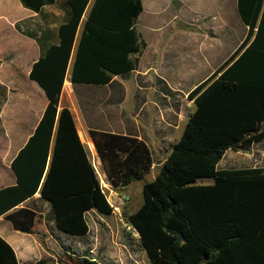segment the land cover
<instances>
[{
	"label": "trees",
	"instance_id": "1",
	"mask_svg": "<svg viewBox=\"0 0 264 264\" xmlns=\"http://www.w3.org/2000/svg\"><path fill=\"white\" fill-rule=\"evenodd\" d=\"M19 2L40 15L57 1ZM65 5V21L55 35L46 31L35 38L15 25L41 48L29 79L47 100L34 133L10 164L15 185L0 189V216L26 234L33 233L36 213L23 207L6 213L37 192L50 204L56 228L68 235L88 232L86 212L112 213L73 116L66 108L58 112V101L72 55L70 83L103 86L133 71L132 55L144 48L136 30L140 0H66ZM237 10L247 27L245 39L188 95L195 110L181 138L154 179L143 184L141 205L124 219L149 264H264V169L216 168L226 150L246 151L264 139V0H238ZM52 36L58 43L44 47ZM89 134L112 188L150 173L153 161L144 142L98 130ZM73 150L81 165L74 176L65 169ZM204 178L212 183L196 184ZM0 264H18L1 237Z\"/></svg>",
	"mask_w": 264,
	"mask_h": 264
},
{
	"label": "crops",
	"instance_id": "2",
	"mask_svg": "<svg viewBox=\"0 0 264 264\" xmlns=\"http://www.w3.org/2000/svg\"><path fill=\"white\" fill-rule=\"evenodd\" d=\"M237 1L140 0L142 11L136 20V30L144 48L132 55L136 60L133 71L114 76L103 86L72 85V55L57 110L66 108L71 112L86 158L112 201L107 199L112 213L102 215L92 209L85 213L88 232L82 236L68 235L56 228L50 204L40 198L39 192L35 193L6 213L22 207L35 212L38 219L33 233L14 230L5 215L0 216V237L13 249L18 264L123 261L116 249L109 251L110 257L98 258V249L109 246V237L113 235L109 219H121L120 206L132 196L139 197L140 185L133 186L132 182L116 189L109 185L89 131L144 142L153 161L149 174L155 177L195 110L188 95L208 80L246 37L247 27L238 15ZM37 15L23 8L19 0H0V189L15 185L10 164L34 133L47 104L42 90L29 79L41 48L35 38L22 34L15 26ZM64 21L62 18L50 31L55 35ZM57 43L52 36L43 44L47 47ZM79 158V152L73 150L70 164L65 165L73 176L80 173ZM216 168L264 169V139L246 151L226 150ZM145 177L135 182L143 186ZM120 252L127 253L126 247Z\"/></svg>",
	"mask_w": 264,
	"mask_h": 264
},
{
	"label": "rangeland",
	"instance_id": "3",
	"mask_svg": "<svg viewBox=\"0 0 264 264\" xmlns=\"http://www.w3.org/2000/svg\"><path fill=\"white\" fill-rule=\"evenodd\" d=\"M90 5L88 6V8ZM65 0H57V3L53 6H48L44 8L41 12V14L37 15L36 17L28 20H24L20 22L21 29L28 33L29 35H32L33 37H43L46 31H50V29L61 22L62 18H64L65 15ZM86 14L84 15L83 19H85ZM40 39V38H39ZM38 39V40H39ZM43 39V38H42ZM151 176V177H150ZM154 174L152 173L147 175L145 177L146 182H149L153 180ZM99 179V175H98ZM100 181V180H99ZM212 183L211 179L204 178L199 179L196 181V184L201 185H209ZM100 184L102 186V189L106 195V199L108 201L112 202L111 199L109 200L108 193L105 190L104 186L102 185V182L100 181ZM140 185V191H139V197L132 196L130 200H128L126 203H123L121 205V219H109V227L113 230V235L110 236V240L107 243V247L100 246L98 249V258L103 257H110L109 251H114L115 249L118 251V257L120 256L123 260L122 262L119 261V264H149L145 253L142 251L139 242H138V236L134 235L133 230H131L129 227L125 224V217L136 210L142 202V195H141V189L142 184L141 182H134L133 186ZM138 198V199H137ZM138 200V201H136ZM137 203V204H136ZM124 246V247H122ZM126 247L127 253H121L120 249L124 250ZM104 249V251H102ZM108 250V251H106ZM114 259L118 257L114 256ZM115 263V262H112ZM111 263V264H112ZM109 264V263H108Z\"/></svg>",
	"mask_w": 264,
	"mask_h": 264
},
{
	"label": "built area",
	"instance_id": "4",
	"mask_svg": "<svg viewBox=\"0 0 264 264\" xmlns=\"http://www.w3.org/2000/svg\"><path fill=\"white\" fill-rule=\"evenodd\" d=\"M134 232V231H133ZM134 235H137L135 232H134Z\"/></svg>",
	"mask_w": 264,
	"mask_h": 264
}]
</instances>
